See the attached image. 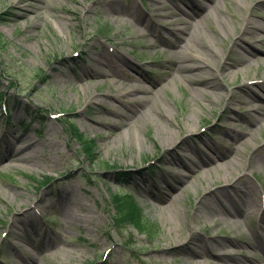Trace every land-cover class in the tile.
Here are the masks:
<instances>
[{
  "label": "rangeland",
  "instance_id": "1",
  "mask_svg": "<svg viewBox=\"0 0 264 264\" xmlns=\"http://www.w3.org/2000/svg\"><path fill=\"white\" fill-rule=\"evenodd\" d=\"M17 1L0 0V264H264V0ZM99 52L120 57L110 76ZM24 135L32 158L2 160ZM227 244L235 259L209 255Z\"/></svg>",
  "mask_w": 264,
  "mask_h": 264
},
{
  "label": "bare ground",
  "instance_id": "2",
  "mask_svg": "<svg viewBox=\"0 0 264 264\" xmlns=\"http://www.w3.org/2000/svg\"><path fill=\"white\" fill-rule=\"evenodd\" d=\"M55 0H28L26 3H24V0H18L17 3L15 4V8L13 10L14 13H16V17H25L26 16V13H24L23 11H26L27 13H30L33 15L35 14H40L42 13V9L45 8V4L46 2H49V4H51V2H54ZM155 2H158V0H155ZM159 10H156L154 13L155 14H158ZM164 14H160V16H162ZM85 17V15H83ZM150 17V15H149ZM17 19V18H15ZM151 20H152V17H151ZM165 21H168L169 24H171V21L166 19ZM241 24H242V21H241ZM187 27V26H186ZM193 29L190 30V33H191V37L190 38H187L185 35L183 37L182 33H184V27L179 30L180 33H175L176 30H172L173 31V38H174V41L176 43L172 44V45H177V43L180 42V40H183L184 38H187V43L185 45V50L188 49V48H191L193 46V43L192 41H194V37H198L199 35V31L201 29V23H196L195 26L193 25ZM263 28V25L262 23L260 22H257L256 23V26H255V29L258 31L259 29H262ZM186 29V28H185ZM188 29V27H187ZM195 30V31H194ZM186 34V33H185ZM164 36L166 38H168L169 36L167 34H164ZM169 42H171L172 40L169 39L168 40ZM260 41L261 42H264V35H262V37H260ZM147 46H150V44L147 42ZM248 47H245V51L248 50ZM254 48V47H253ZM256 50V47L254 48ZM252 53V50L251 48H249V53L247 52H244V53H241L240 54V58H238L239 56V50H235L233 52V56L237 58V62L238 63H245L246 61L250 60V54ZM102 55L103 53L102 52H99L98 54L94 56H92V61H93V64H89L88 65V68L91 70L95 69V71H97V73L99 75H106L107 73L105 71L102 72V68H103V64L105 63V61H110V62H114L116 61V59H120V57L118 55H116L115 53H112L110 54L107 59H104L102 58ZM192 62H187V63H184V62H177L175 64V68L176 69H188V70H194L195 69V65H200V62L202 61V59H195V60H192ZM204 61V60H203ZM196 66V67H198ZM186 69V70H187ZM226 72L229 71V69H226L225 70ZM110 76V74H107ZM131 79H135V80H138L135 76H131ZM203 79H206V78H203ZM207 82H210L212 83L211 81H207ZM216 89H217V86H215ZM139 92H142V93H148V92H151V89L147 86H145L144 84H142L141 87H137V88H134L132 89L131 91H128L125 95H121V97L123 96H126L128 97L129 94H136V93H139ZM254 97H257L259 98L258 96H254ZM246 99V100H245ZM239 101H244L242 102L243 104H250L251 103V100H247V98H245L244 96H240ZM130 104H135V103H130ZM257 109H259V107H257ZM117 112H120L118 110H116ZM133 112H140L139 110H136L135 108L133 109ZM255 121H259L258 119H256V117L254 118ZM21 140V142H18L17 143V146L15 148L11 147L12 146V139L11 138H8L6 141H5V146L2 150V154H1V159L3 160L4 158H8L12 161H19V162H23V161H27V160H30L32 158V149L34 147H36L37 143H38V140L36 139H33L32 137H26L25 135L23 136V138L19 139ZM7 141H9V143H7ZM15 141H18V139L15 137L14 138V142ZM13 142V143H14ZM27 150H30V151H27ZM27 151V152H26ZM26 152V153H25ZM199 157V155H198ZM1 161V160H0ZM199 162L195 163L198 164ZM212 164V162L210 163V165ZM190 165V164H188ZM194 167V166H193ZM210 172V170H209ZM177 179L181 180L182 179V174H177V175H174ZM170 189L171 191H173L171 194L168 195V193L170 192H161L162 193V196H159L158 198L161 200V203H164V204H168V203H171L172 199L174 198V196H177L178 192L181 190V188L179 187L178 190H175L173 188V183L170 182ZM151 194H153V192H150ZM164 195V197H163ZM235 195V194H234ZM231 194V197L234 196ZM154 199H156V195L153 194L152 196ZM181 197L178 198V202L181 201ZM62 201V204L60 205V208L61 210L63 211L64 215H68L69 217H76L75 219H77L78 221H86L84 217V215H80L76 210L74 209H66V206H65V203L63 202L64 199L61 198L60 199ZM79 205V203H78ZM177 207V203L175 205H165L164 208L166 211L168 212H171L173 210H175V208ZM38 209V208H37ZM225 212L227 213L228 216H231V217H239V216H242L241 214L238 215L240 212H237V213H234L232 212L230 209H226ZM34 214H29L26 218H27V222H31L34 220ZM264 216V214H263ZM36 217V216H35ZM15 227H16V224H15ZM259 235L261 236V242L258 243L255 247H259V246H264V236H262V234L259 232ZM20 236V235H19ZM21 239L24 240V237L21 235L20 236ZM53 240H55L53 237H48L47 239V242L51 243ZM249 244V243H248ZM209 255H213L214 257H216L217 259L221 260V261H229L230 259H235L238 254L237 253H234L233 252V249L231 248V246L229 244L225 245L224 247H221V248H217V250L215 251H209ZM203 254V253H202ZM204 255V254H203ZM208 255V256H209ZM236 261V260H235Z\"/></svg>",
  "mask_w": 264,
  "mask_h": 264
},
{
  "label": "trees",
  "instance_id": "3",
  "mask_svg": "<svg viewBox=\"0 0 264 264\" xmlns=\"http://www.w3.org/2000/svg\"><path fill=\"white\" fill-rule=\"evenodd\" d=\"M85 150L88 151L89 149V143L88 142H83V144L81 145ZM94 157V156H93ZM133 221L134 222H140V215H139V210L136 209L132 215Z\"/></svg>",
  "mask_w": 264,
  "mask_h": 264
}]
</instances>
